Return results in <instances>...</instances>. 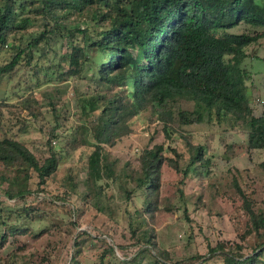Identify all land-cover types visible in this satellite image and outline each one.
Here are the masks:
<instances>
[{"label": "trees", "instance_id": "16d2710c", "mask_svg": "<svg viewBox=\"0 0 264 264\" xmlns=\"http://www.w3.org/2000/svg\"><path fill=\"white\" fill-rule=\"evenodd\" d=\"M34 23L43 26L39 33L29 31ZM12 36L17 43L10 40ZM58 38L70 48L47 64L35 60L38 47L47 57L49 44ZM263 38L264 0H0V53L14 49L0 65V77L12 80L20 69L29 67L36 81L29 86L33 91L51 81L53 74L57 80L71 79L78 108L75 120L54 92L47 96L52 122L33 91L13 93L22 97L30 115L19 118L20 131L29 121L37 124L47 137V154L38 155L18 132L4 128L0 188L10 198H24L32 191L34 177H39V184L46 183L74 150L89 146L85 175L79 182L78 175L70 173L66 183L100 209L103 194L120 179L119 169L125 172L127 197L137 191L144 197L142 207L129 211L134 244L140 245L134 261L151 252L150 264H202L216 255L222 257V264H264V158L256 164L261 171L257 178L249 168L219 172L213 146L216 134L211 131L203 142H194L193 133L184 127L205 121L224 124L245 135L240 148L251 160L254 152L264 150V113H255L247 83L251 73L243 66L246 58L259 56L257 48L252 47L251 54L248 48ZM6 105H11L7 95L0 100V119ZM139 116L157 121L164 139L139 151L136 161L120 163L111 147L134 131ZM220 141L225 154L237 146L225 135ZM165 167L173 171L174 184L163 193ZM191 184L199 190L187 191ZM206 192L215 201L234 203L241 238L208 243L205 253L174 259L159 247L152 222L158 211H173L177 200L192 221L189 201L193 200L195 210L205 206ZM23 231L15 226L0 230V250L10 234ZM88 237H92L88 230L77 231L66 264H82ZM98 239L101 245L92 249L95 264H110L116 246L108 234ZM26 254L12 250L7 257L0 256V264H15ZM23 263L29 264V259Z\"/></svg>", "mask_w": 264, "mask_h": 264}, {"label": "rangeland", "instance_id": "374dc122", "mask_svg": "<svg viewBox=\"0 0 264 264\" xmlns=\"http://www.w3.org/2000/svg\"><path fill=\"white\" fill-rule=\"evenodd\" d=\"M71 16L75 17L74 14ZM42 29L43 26L38 23L29 27V31L35 34ZM26 38H28L27 33L24 35V39ZM10 40L18 42L15 36H12ZM50 44L47 57L41 55L40 47L35 51V60L43 65L48 63L49 58L57 60L61 53L70 48L63 38L56 39L51 46ZM252 47L257 48L260 57L251 55L246 58L243 66L247 67L251 73V79H247V83L251 85L250 93L253 97L255 113L261 114L264 113V60L261 59L264 55V38L256 45H251L248 48L249 53ZM13 52L14 49L11 48L2 50L0 65L9 60ZM44 72L43 69L40 73L41 79L45 78ZM31 74L33 71L30 72L28 67L20 69L12 80H9L7 76L0 77V100L7 95L11 103L4 107L5 117L0 119V135L4 128L10 132H18L19 138L27 142L35 153L43 156L47 154L45 144L47 137L33 121L25 125L26 130L20 131L22 122L19 118L30 117V115L21 102L22 97L17 93L13 94L15 91H20V94L33 91L29 86L31 82L35 85L36 81L35 76L30 77ZM55 76L53 74L51 81L44 82L33 91L41 104V109L47 118L54 122L47 96L55 92L58 94L56 98L65 102L68 110L72 112L73 119L77 120L78 108L73 82L71 79L57 80ZM80 86L86 87L82 82ZM21 88L23 89L20 90ZM133 124L134 131L111 147L114 155L120 158V163L129 158L136 161L139 151L164 139V133L160 131L157 121L150 123L145 120L144 116H139ZM184 127L187 132L193 133L194 142H203L206 134L211 131L216 134L213 146L217 157L215 166L217 171H226L229 167L249 168L252 177L257 178V175H261L256 164L264 158V150L254 152L251 160L249 153L240 148V143L245 140V135L241 131L228 129L224 124L212 125L207 121ZM221 135L227 136L229 143H237L232 153L225 154V145L220 141ZM63 144L64 142L61 145ZM90 151L89 146L74 150L68 158L62 161L54 177H50L46 183L39 184V177H34L31 184L32 191L24 198H10L0 188V230L10 229L11 226L26 230L17 232L16 235L10 234L7 244L0 250V256L7 257L12 250H17L27 254L18 259L16 263L14 261L15 264H24V258L29 259V264H66L73 251L74 236L77 231L86 229L92 233V237L86 238L88 244L81 255L82 264H95L93 258L95 254L92 249L101 245L98 237L104 234H108L110 242L116 246L110 264H124L126 260L130 264H150L154 261L151 252H147L142 260H133L140 245L134 244L136 239L130 228L129 211L134 213L137 208L142 207L144 197L139 194V191L131 198L127 197L129 184L121 168L119 169L120 179L112 182L107 192L103 194L100 209L94 202L83 199L79 190L72 191L69 188L70 184L66 183L65 178L70 173L78 175L76 178L80 182L85 175L86 159ZM0 169L3 170L1 164ZM173 174L171 169L164 168L163 193L173 189ZM192 189L198 191L199 187L197 184L187 187V191ZM203 199L206 205L196 210L193 200L189 201L192 221L186 218L184 206L180 200L175 202L173 211L157 212L156 219L152 222L157 242L160 248H165L171 253L172 258L179 259L196 252L205 253L208 250V243L215 245L220 240H240L239 223L233 215L234 203L222 199L215 201L208 192ZM121 245L125 247L122 248ZM202 264H222V257L216 255Z\"/></svg>", "mask_w": 264, "mask_h": 264}]
</instances>
